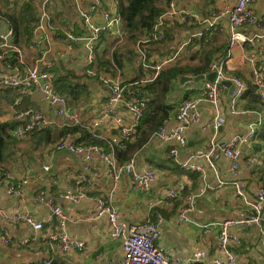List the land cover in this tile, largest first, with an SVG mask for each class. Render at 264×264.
Here are the masks:
<instances>
[{"label": "crops", "instance_id": "crops-1", "mask_svg": "<svg viewBox=\"0 0 264 264\" xmlns=\"http://www.w3.org/2000/svg\"><path fill=\"white\" fill-rule=\"evenodd\" d=\"M92 3L93 0H51L42 8L35 0H0V32L12 30L11 40L20 48L23 56L20 63L16 60L14 62L23 70L27 71L38 62L42 68L51 71L54 79H58L61 84L65 81L64 75L67 72L83 78L89 86L88 99L78 100L63 93L67 97L68 107L80 117L79 127L88 130L96 138L107 140L113 147L125 148L126 143H122L119 129L111 127L106 121L96 125V120L103 112L110 95L103 84V77L120 76L123 83L132 88L130 82L138 80L143 84L151 79V73L139 65V58L127 62L122 69L117 68L116 72L100 68L96 62L99 58H111L113 51L127 42L124 33L102 35L92 64L88 63V50L82 43L68 42L65 38L66 32L81 34L85 30L79 7L87 10ZM181 3L190 11V16L185 22L175 21L168 25L167 30L171 31L172 39L149 46L151 61L174 57L168 65L202 64L201 57L194 59L192 56L203 44H190V38H200L205 30H210L209 49H219L217 60L225 58L226 72L239 76L245 82L252 81L251 70L254 63L250 57L254 55L258 62L264 61V38H257L253 44H236L230 47L229 17L220 15L213 27L206 21L215 13L230 9L233 0H182ZM114 5L116 6L115 2L102 1L103 9L113 8ZM252 6L260 21L248 32L259 31L264 23V0H254ZM44 11L47 17L43 19ZM8 15H13L21 21L18 41H15L16 36L10 27ZM93 16L100 19V11L94 12ZM40 24L43 25L41 29ZM214 35L219 37L214 40ZM223 52L230 57L226 59ZM2 63L0 60V66ZM204 81L183 83L182 79L174 80L168 95L170 115L165 124L170 126L177 123L178 106L185 100L205 97ZM21 88L22 95L13 96L0 85V123L18 120L16 113L29 107L41 110L48 123L38 129L39 131L22 138L15 136L14 127L10 137L3 143L0 156V173L3 177L0 206L6 210L8 216L0 217V264H34L46 259H51L54 264H121L124 256L123 238L110 237L107 215L95 218L93 216L97 198L101 194L106 195L118 210L122 222L140 224L161 218L159 244L182 264L191 263L194 252L198 250H205V263L210 262L212 257L220 253L218 223L225 218H241L251 211L250 205L236 193L233 185L235 177L228 170L231 161L223 150L224 143L236 133L244 131L252 120L261 119L262 124L258 131L264 133V105L260 102H249L246 93L239 98L237 108L254 112L234 114L231 112V89L227 86L222 89L220 106L226 122L217 131L206 125L214 115L213 106L207 100L202 101L200 123L187 129V141L179 146V160L184 161L206 151L210 140L215 137L219 146L212 158L218 173L205 160H201L206 167L205 178L198 171L183 169L169 154L172 145L152 138V135L131 158L136 160V167L140 170L155 168L160 178L147 190H134L127 174L114 185L109 168L99 154H94L90 161H86L84 156L79 154H76V157L57 156L60 150L56 149V144L60 140L67 139L81 144L83 142L79 140L82 132L78 130L61 135L63 128L76 125L70 124L65 116L57 115L38 88ZM127 96H130V91ZM120 108L124 124H132L133 117L126 106L121 105ZM138 126L137 132L129 142L137 138ZM263 150L264 140L257 135L252 146L244 150L242 157L237 179L244 184L250 202L256 200L257 187L263 184L260 179L264 170ZM250 160L252 164L248 165ZM55 165L57 170L49 172ZM24 178H27L28 182L23 186V194L8 192L11 185H17ZM219 179L227 183L197 198V207L192 214L194 221L179 222L177 215L186 196L195 192L203 180L217 183ZM179 185L183 186L179 196L169 198L168 191ZM68 189L83 192L85 196L77 201L61 198V193ZM40 192H44L43 201L38 200ZM48 202L63 207L68 217L63 225L58 222ZM17 213L33 216L43 223V228L35 230L22 221H12L9 216ZM196 223H212L213 226L209 232H205ZM56 232L85 242L86 249L60 250L52 239ZM232 232L241 240V244L232 245L238 264H264L261 227L257 224L234 226ZM3 236H9L11 240L5 242Z\"/></svg>", "mask_w": 264, "mask_h": 264}, {"label": "built area", "instance_id": "built-area-1", "mask_svg": "<svg viewBox=\"0 0 264 264\" xmlns=\"http://www.w3.org/2000/svg\"><path fill=\"white\" fill-rule=\"evenodd\" d=\"M51 0H35L37 5L42 8ZM103 0H93L89 9L79 7V13L83 17L85 30L81 34H74L66 32L65 38L70 43H82L88 50V63L92 64L96 58V49L101 40L102 35L106 33H124L123 20L117 13L116 6L113 8L103 9ZM115 2V0H107ZM182 0H170L166 5L162 14L157 18L156 24L151 32L142 35L136 42V50L140 54L144 66L150 68L157 76L159 71L168 65L173 59L165 58L157 61H147L145 48L152 41H159L165 38V27L177 20H186L190 16V11L186 9L181 3ZM254 0H233V6L230 9H225L218 14L215 13L206 21L210 27H213L219 16L224 14L229 17V31H230V47L236 44H253L257 38H264V23L259 31L248 32L251 27L257 25L260 21L257 13L253 9ZM116 3V2H115ZM100 11V19H95L93 13ZM47 13H42L43 19L47 17ZM43 25H39V29ZM12 30L0 32V60L3 62L0 66V85L4 87H23L24 89L38 88L47 102V104L54 109L57 115H62L68 118L70 124L77 125L80 123V117L68 107L67 97L58 91L54 86V75L51 71L42 68L36 62L30 66L27 71L16 65L14 60L19 63L23 56L20 48L13 44L11 40ZM33 43V45H35ZM230 55L226 56L228 59ZM250 60L254 63L251 70L252 83L257 88V93L264 104V61L258 62L254 55H251ZM225 58L222 60H215L211 64V71L216 72L214 80H205L203 88L205 90V97H198L194 99L185 100L178 106L176 112L175 125L168 126L164 124L153 133L152 138L158 139L161 142L171 144L169 150L177 163L185 170L198 171L203 174L205 178L206 167L201 160H205L210 167L217 173V167L213 160V155L219 144L216 138H212L208 144L206 151L199 155H194L191 158L180 161L179 160V146L184 145L187 141L186 131L190 126L196 125L201 121L200 105L202 101L207 100L214 109V115L206 123L208 127L219 130L226 122V117L222 112L220 106L221 91L225 87L223 81H231L235 89L231 96V112L234 114H249L254 111L249 109H238L237 102L239 98L248 90V84L237 75H229L224 67ZM103 84L109 91L110 95L108 102L101 113L99 119L96 120V125H101L104 121L115 129L121 132L123 141H130L137 132V126L142 119L144 112L148 106L149 97L141 93L139 88L140 82H130V87L123 83L120 76L108 75L103 77ZM130 91V96H127ZM121 105L126 106L127 110L133 117L132 124L126 126L121 111ZM16 118L20 123L15 127L14 134L18 138L26 137L32 132L40 129L48 123L46 115L36 108H25L16 113ZM261 119L252 120L248 123L247 128L239 133H236L232 138L227 140L223 145L225 155L230 159L231 165L229 172L235 177L233 185L237 195L248 205L251 211L241 218H225L219 225L218 235V250L219 255L212 257L210 262L205 263L207 259V252L205 250H198L194 252L191 263L189 264H238V258L234 252L232 245L241 244L240 238L232 232L234 226L257 224L261 227V233L264 244V185L257 187L256 200L250 202L241 180L237 179L241 170V161L244 156V150L252 146V142L257 136L258 129L261 126ZM57 150H70L75 154L84 156L86 161H90L94 154H99L102 161L106 163L109 168V174L114 181V185L120 182L124 175H129L132 189L147 190L151 184L160 178L159 172L155 168H146L140 170L136 167V160L131 158L125 163H120L115 157L114 153L106 152L98 145L84 146L77 144L74 141L67 139L60 140L56 144ZM252 161L248 162L251 165ZM28 182L27 178L22 179L17 185H11L8 192L21 195L23 194V186ZM227 182L219 179L217 183H211L203 180L201 185L195 192L189 193L180 207L177 220L179 222H193L192 214L195 212L198 197L206 193L216 190L225 185ZM3 186V177L0 173V189ZM183 189V186H175L168 191L167 196L171 199L177 198ZM85 194L75 190H65L61 193V198L71 201H77L84 197ZM45 199L44 192H40L38 196L39 201ZM51 201V200H49ZM56 215L60 225H63L67 220V215L61 205H53L51 202L47 203ZM103 215L108 216L110 237L113 239L123 238L124 256L121 264H182L177 258L170 255L168 250L159 244L161 230L159 222L161 218L155 221L140 224H127L121 221L120 213L110 203L108 197L101 194L97 198L96 210L94 218ZM6 210L0 206V217H7ZM12 221H22L31 226L35 230L43 228V223L37 221L29 214L17 213L10 215ZM205 232H209L213 226L209 224H199ZM5 242H9V236L2 237ZM53 241L56 242L58 248L62 251L86 249L85 242L69 238L66 234L56 232L52 236ZM34 264H54L51 259L35 262Z\"/></svg>", "mask_w": 264, "mask_h": 264}, {"label": "trees", "instance_id": "trees-1", "mask_svg": "<svg viewBox=\"0 0 264 264\" xmlns=\"http://www.w3.org/2000/svg\"><path fill=\"white\" fill-rule=\"evenodd\" d=\"M115 2L117 13L123 20L124 36L127 42L123 46H118L113 51L111 58H99L96 62L100 68H106L111 72H116L117 68L122 69L127 62H133V60L139 58V65H141L143 68H146L140 54L136 50V42L142 35L151 32V30L154 28V25L156 24L157 18L162 14L170 0H115ZM7 17L11 22L10 27L13 29V33L16 36L15 41H18L21 30V21L19 18H16L13 15H8ZM186 20L181 21L185 22ZM167 27L168 25L164 30L165 38L159 41H152L146 46L145 52L148 59L147 61H150L152 58L151 53L148 52L150 45L163 43L166 40L172 39L171 31H168ZM210 33V30H205L200 38H190V44L196 42H202L201 44H203V47L196 51L192 56L194 59L201 57L203 61L202 64L194 66H182L177 64L166 65L159 71L157 76H154L152 69L146 68V70L151 73V79L147 80V82L143 84L140 82L139 88H141V92H143L146 97H149L148 106L139 122L138 133L136 134L137 138L135 141H122V143H126V145H124L125 148H119L117 146L113 147L107 140L96 138L88 130L79 127V124L76 126L63 128L61 135H64L67 132H76L79 130L82 132L81 139L79 140L83 142L81 145H98L108 153H114L115 157L120 163L127 162L137 151L142 148V146L149 140L153 133L168 120L171 109L168 102V95L173 87L174 80L180 79L181 81V78L185 75L196 76L210 72L211 64L213 61L217 60V54L219 52V49H209V45L211 43V41H208L211 35ZM218 37V35L213 36L214 40ZM131 44H133V46ZM223 55L226 56L224 52ZM64 78L65 81H63V84H61L58 79H54L55 87L61 93L69 94L78 100L88 99L90 94L88 88L89 86L86 81H83V78L70 72H67V74L64 75ZM246 83L248 84L249 88L245 92V96H249V102H260L263 104L259 94L257 93V88L252 83V81ZM4 88L6 92H9L13 96L22 95L21 87ZM19 123L20 121L16 119L7 123H0V156L5 139L10 137L11 130ZM37 131L39 130H36L32 133ZM257 135H259V137L264 140V133H262V131L259 132V134L257 133ZM261 174L262 175L260 179L263 180L264 184V170Z\"/></svg>", "mask_w": 264, "mask_h": 264}, {"label": "water", "instance_id": "water-1", "mask_svg": "<svg viewBox=\"0 0 264 264\" xmlns=\"http://www.w3.org/2000/svg\"><path fill=\"white\" fill-rule=\"evenodd\" d=\"M215 77H216V72L215 71H211V72H209L207 74H200V75H196V76L185 75L181 79H182L183 83H185V82H188V81H199V80H206V79L207 80H214ZM222 83H223V85H225L227 87H230V89H231L230 91L233 93V90L235 89V86H234V84L231 81L225 80ZM63 155H69V156H72V157H76V154L74 152H72L70 150H67V149L59 151L57 153V156H59V157L63 156ZM55 167H56V165L54 166V168L49 169L50 170L49 172H51L53 169L57 170Z\"/></svg>", "mask_w": 264, "mask_h": 264}, {"label": "rangeland", "instance_id": "rangeland-1", "mask_svg": "<svg viewBox=\"0 0 264 264\" xmlns=\"http://www.w3.org/2000/svg\"><path fill=\"white\" fill-rule=\"evenodd\" d=\"M264 151V150H263ZM263 157H264V155H263Z\"/></svg>", "mask_w": 264, "mask_h": 264}]
</instances>
